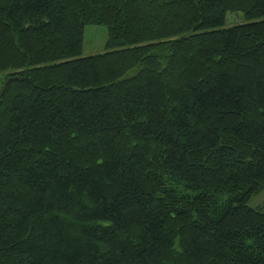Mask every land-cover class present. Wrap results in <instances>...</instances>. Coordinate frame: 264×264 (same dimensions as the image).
<instances>
[{
  "label": "trees",
  "instance_id": "obj_1",
  "mask_svg": "<svg viewBox=\"0 0 264 264\" xmlns=\"http://www.w3.org/2000/svg\"><path fill=\"white\" fill-rule=\"evenodd\" d=\"M0 73V264H264V0H0Z\"/></svg>",
  "mask_w": 264,
  "mask_h": 264
},
{
  "label": "rangeland",
  "instance_id": "obj_2",
  "mask_svg": "<svg viewBox=\"0 0 264 264\" xmlns=\"http://www.w3.org/2000/svg\"><path fill=\"white\" fill-rule=\"evenodd\" d=\"M247 21L243 13H229L225 28L245 24ZM108 41V29L105 26L89 25L85 28L84 50L82 57H89L94 55L103 54L106 52V44ZM7 73H0V90L7 81ZM264 202V190L254 196L249 205L257 208L258 205Z\"/></svg>",
  "mask_w": 264,
  "mask_h": 264
}]
</instances>
